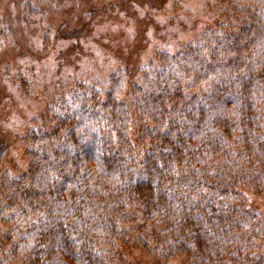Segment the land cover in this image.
<instances>
[{
  "label": "trees",
  "instance_id": "1",
  "mask_svg": "<svg viewBox=\"0 0 264 264\" xmlns=\"http://www.w3.org/2000/svg\"><path fill=\"white\" fill-rule=\"evenodd\" d=\"M214 1L236 29L77 84L25 136V171L0 178V264H264L243 193L264 197V0Z\"/></svg>",
  "mask_w": 264,
  "mask_h": 264
},
{
  "label": "rangeland",
  "instance_id": "2",
  "mask_svg": "<svg viewBox=\"0 0 264 264\" xmlns=\"http://www.w3.org/2000/svg\"><path fill=\"white\" fill-rule=\"evenodd\" d=\"M218 23L239 25L214 0H0V178L25 171V136L49 126L47 111L71 88L104 87L116 70H141L157 52H177ZM243 193L264 216V197ZM118 252L128 264H157L141 248Z\"/></svg>",
  "mask_w": 264,
  "mask_h": 264
}]
</instances>
